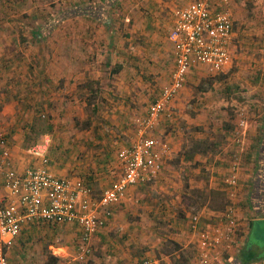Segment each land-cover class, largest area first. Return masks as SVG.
I'll use <instances>...</instances> for the list:
<instances>
[{
  "label": "crops",
  "instance_id": "1",
  "mask_svg": "<svg viewBox=\"0 0 264 264\" xmlns=\"http://www.w3.org/2000/svg\"><path fill=\"white\" fill-rule=\"evenodd\" d=\"M76 1L71 14L73 56L70 63L58 64L57 78L64 88L48 92L44 87L35 91L32 86L29 95L25 92L22 110L16 111L11 105L0 108V131L8 140L7 168L23 175L26 169L37 164L28 154V148L38 140L29 143L26 139L33 116H46L47 125H51L43 135L53 137L47 152L51 172L80 181L99 197L119 179L117 154L137 138L135 119L146 115L175 71L174 51L168 39L173 12L196 0ZM230 4L233 6L232 0ZM86 21L90 26L87 35L90 47H87L93 61L74 55L77 51L80 54L79 37L85 34L80 29L74 31V26L78 24L80 28ZM225 73L227 68L220 74ZM201 74V79L220 75H209L202 68L191 69L172 104L170 123L174 122L177 112L194 126L204 125L205 118L214 114V109H207L202 100L196 103L193 115L185 109L186 86L194 76L200 82ZM63 98L69 102L64 104ZM53 99L59 101L55 108L49 105ZM19 113L24 115L23 120ZM71 114H78L81 120L86 116L83 121L92 127L67 122L64 116ZM259 116L260 123L249 133L254 138L250 147L256 150L247 166L240 161L237 185L232 190L223 183L231 173V163L221 172L218 167H224L225 161L216 157L213 172L217 175L208 187L202 188L200 179L197 181L188 174L182 176L175 168L179 141L170 135L164 136L169 127L165 120L152 133L167 141L171 150L161 173L151 185L130 187L126 196L112 207L111 217L92 238L91 254L84 262L77 260L80 237L77 225L40 221L22 226L13 245L5 249L8 264H142L144 260L152 264H199L197 234L222 227V215L228 208L234 211L238 236L233 243L212 253L209 264H264V151L260 153V148H264V106ZM92 117L100 118L99 122L92 121ZM99 131L103 134L99 135ZM200 153L205 151L198 149L197 154ZM195 189L208 199L190 212L191 205H186V201ZM220 197L222 203L214 204V199ZM0 199L3 204L16 201L6 189L0 192ZM64 228L74 231L75 235L60 236Z\"/></svg>",
  "mask_w": 264,
  "mask_h": 264
},
{
  "label": "rangeland",
  "instance_id": "2",
  "mask_svg": "<svg viewBox=\"0 0 264 264\" xmlns=\"http://www.w3.org/2000/svg\"><path fill=\"white\" fill-rule=\"evenodd\" d=\"M232 3L235 33L227 73L213 79H201V74L200 82L194 76L195 79H191L185 90L188 96L184 98L187 102L185 109L188 113L190 111L193 115L196 103L202 100L207 104V109H214V114L205 118L204 125L194 126L188 119L179 116L178 112L174 122L170 123V119L163 120L169 125L164 136L170 135L179 141L180 150L175 168L182 176L188 174L197 181L202 180V188L208 187L210 180L217 175L213 172L216 164L214 157L222 159L223 163L225 161L224 167H218L221 172L230 163V167L233 163L239 166L240 161L247 166L253 150H256L250 147L254 139L253 134L249 135L250 129L255 130L257 122L260 123L259 110L264 106V0H232ZM76 5V0H0V108L11 105L16 111L22 110L24 95L30 94L32 86L35 91L36 88L40 91L44 87L48 92L64 88L57 78L60 75L58 64L70 63L73 56V25L69 14ZM66 15L69 16L64 18ZM79 27L78 24L75 25L74 31L80 29L85 34L84 37H79L81 52H74L75 58L93 61L91 50L87 47H90L87 36L90 26L86 21ZM63 100L64 104L69 102L66 98ZM50 102L51 108H55L59 101L53 99ZM181 108L183 111V104ZM77 115L71 114L64 118L67 122L86 127V121H83L86 116L81 120ZM18 116L23 120L22 113ZM93 120L99 122L100 118L92 117ZM240 120L245 122L242 129L238 125ZM46 125V116H33L31 129L26 136L29 143L39 141L45 135ZM90 125L91 123L87 127ZM39 133L44 135L38 136ZM97 133L103 134L100 131ZM48 136L51 144L53 137ZM94 137L97 138L96 135ZM198 149L205 153L197 154ZM182 157L191 160H180ZM191 192L186 201V205H191L190 212L198 209L196 206L204 204L208 199L199 190ZM160 199L161 194L157 197V200ZM213 203L221 204V197L214 199ZM166 222L169 223L168 220ZM65 235L72 237L75 234L64 228L60 236ZM84 261L85 259L78 260Z\"/></svg>",
  "mask_w": 264,
  "mask_h": 264
},
{
  "label": "built area",
  "instance_id": "3",
  "mask_svg": "<svg viewBox=\"0 0 264 264\" xmlns=\"http://www.w3.org/2000/svg\"><path fill=\"white\" fill-rule=\"evenodd\" d=\"M233 38L230 0H196L173 12V27L168 39L174 51L175 71L146 115L135 119L137 138L117 154L119 179L99 197L80 181L51 172L47 136L28 148V154L37 160L35 166L26 169L23 175L9 170L8 140L0 131V192L6 189L16 198L7 204L0 199V264H8L5 249L13 245L22 226L40 221L77 225L80 229L77 260L90 255L92 238L111 217L112 207L126 196L130 187L153 184L168 160L171 151L168 142L152 133L163 120L172 118V104L187 74L196 68H202L209 75L224 72L231 62ZM238 125L244 128V120ZM237 167V163H233L230 175L223 179L230 190L237 185ZM221 223L222 227L197 234L199 264H209L212 253L233 243L238 236V223L232 208L223 213ZM142 264L152 262L144 260Z\"/></svg>",
  "mask_w": 264,
  "mask_h": 264
},
{
  "label": "trees",
  "instance_id": "4",
  "mask_svg": "<svg viewBox=\"0 0 264 264\" xmlns=\"http://www.w3.org/2000/svg\"><path fill=\"white\" fill-rule=\"evenodd\" d=\"M71 14H72V11H71ZM71 14H69L70 16H71ZM69 15H66V16H64V18H66L67 16H69ZM59 23V21H57V24ZM38 37H39V35H38ZM51 124H48L47 125V127L49 128V126H50ZM234 129V128H233ZM234 131V130H233ZM235 132V131H234ZM41 133H39V135L38 136H41V135H43V133L40 135ZM232 135H234V133H232ZM37 136V137H38ZM263 138H264V136H263ZM259 150V149H258ZM263 151H264V148L263 147H261L260 148V153L261 154H263ZM199 152H202V151H199ZM251 226V225H250ZM250 229V228H249ZM242 252H244V249H242Z\"/></svg>",
  "mask_w": 264,
  "mask_h": 264
}]
</instances>
